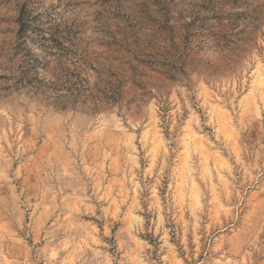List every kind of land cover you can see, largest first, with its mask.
I'll use <instances>...</instances> for the list:
<instances>
[{"label":"clouds","instance_id":"9594fccd","mask_svg":"<svg viewBox=\"0 0 264 264\" xmlns=\"http://www.w3.org/2000/svg\"><path fill=\"white\" fill-rule=\"evenodd\" d=\"M252 192L264 0H0L10 264H264V197L233 228Z\"/></svg>","mask_w":264,"mask_h":264},{"label":"rangeland","instance_id":"374dc122","mask_svg":"<svg viewBox=\"0 0 264 264\" xmlns=\"http://www.w3.org/2000/svg\"><path fill=\"white\" fill-rule=\"evenodd\" d=\"M225 137L228 138L229 137V132L225 131ZM219 162L223 168V166L225 165L226 162V155L225 154H221L220 158H219ZM211 161L209 162V164L211 165ZM231 162H228V165L230 166ZM207 170V169H206ZM211 175L213 176V183H216L218 178H223V172L221 171L220 177H217L215 172H212ZM181 182L183 181V174L180 177ZM28 181L29 183H35V176L34 175H30L28 176ZM15 183V182H14ZM16 191H19V189H16ZM28 195L33 197V201L35 200V194H34V190L29 188L28 189ZM249 199L251 200V203H248V201H244V203L247 205V212L241 214L240 219H239V224L238 225H233L234 229H242L245 227V216L248 217V219H255L260 215L261 212V205H260V200L262 199V197H264V193L261 194H257L256 192H252L247 194ZM23 198V197H21ZM7 228L9 231H14L13 226L8 222L7 219H3L0 220V232H3L4 229ZM205 231L207 232L208 235H212V232L208 229H205ZM227 231V229H226ZM182 238H184V234L181 233ZM196 235H200L199 232L195 233V235L189 234L186 239L189 241V253L192 254V259L195 260H202L204 258L203 256V251H200L199 254H197V242L195 239ZM217 235H220V233H217ZM229 237H231L232 233L229 232L228 233ZM213 239H215V237H213ZM200 247L201 249H203L204 247H206L207 245L204 243V236L200 235ZM229 248L232 247V242H229V244L227 245ZM220 248H224L225 245L224 244H220L219 245ZM12 257L10 256H6V255H2L0 254V264H10Z\"/></svg>","mask_w":264,"mask_h":264}]
</instances>
